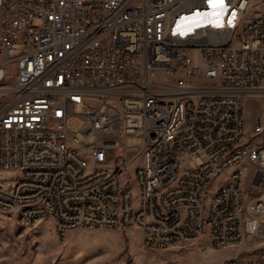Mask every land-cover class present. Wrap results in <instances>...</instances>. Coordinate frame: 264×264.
<instances>
[{"label":"built area","instance_id":"obj_1","mask_svg":"<svg viewBox=\"0 0 264 264\" xmlns=\"http://www.w3.org/2000/svg\"><path fill=\"white\" fill-rule=\"evenodd\" d=\"M253 4L0 0V219L31 228L49 218L61 236L134 227L164 249L202 235L220 247L263 238L264 144L243 142L245 97L264 102V0ZM195 18L217 35L192 29ZM254 132L264 133L261 116ZM139 158L137 192L127 190ZM233 166L242 173L228 176ZM219 176L229 189L208 195Z\"/></svg>","mask_w":264,"mask_h":264},{"label":"rangeland","instance_id":"obj_2","mask_svg":"<svg viewBox=\"0 0 264 264\" xmlns=\"http://www.w3.org/2000/svg\"><path fill=\"white\" fill-rule=\"evenodd\" d=\"M262 1L254 0L253 6L259 8ZM198 83L210 85L205 80ZM243 114V142L264 144V133L254 132L258 117L264 121L263 99L245 97ZM141 162V158L137 159L123 174L125 189L137 192L135 171ZM225 181L226 176L214 180L208 195L214 194ZM251 257L264 258V237L220 247L204 236L193 245L164 249L145 246L141 231L134 227L76 228L61 236L49 218L32 228L21 227L17 220L0 219V264H225Z\"/></svg>","mask_w":264,"mask_h":264},{"label":"bare ground","instance_id":"obj_3","mask_svg":"<svg viewBox=\"0 0 264 264\" xmlns=\"http://www.w3.org/2000/svg\"><path fill=\"white\" fill-rule=\"evenodd\" d=\"M209 28V36L217 35V28L210 27V21L207 18H195L192 20V29L194 30H207ZM127 91H135V84H127ZM70 141H79V133H69ZM79 143H67V151H78ZM75 159H77L83 166H91V155L84 152H75ZM138 171V167L136 168ZM242 173V169L238 166H233L228 169V176H237ZM221 189H229V182H226L221 186ZM220 194V188L214 193ZM167 197V189H157V200H165ZM2 204H11L12 196H1ZM32 210V203H19L20 212H30ZM176 216H184V208H176ZM8 221L7 219H4ZM21 227H24V222H18ZM32 228V227H31ZM57 233L59 234V226H55ZM214 245H216V238L211 235H202ZM176 245H184V237H176Z\"/></svg>","mask_w":264,"mask_h":264},{"label":"snow or ice","instance_id":"obj_4","mask_svg":"<svg viewBox=\"0 0 264 264\" xmlns=\"http://www.w3.org/2000/svg\"><path fill=\"white\" fill-rule=\"evenodd\" d=\"M209 2L213 6H222L224 4V0H209Z\"/></svg>","mask_w":264,"mask_h":264}]
</instances>
